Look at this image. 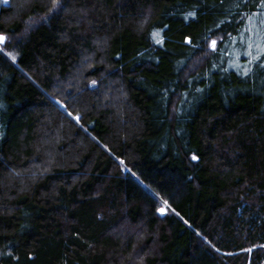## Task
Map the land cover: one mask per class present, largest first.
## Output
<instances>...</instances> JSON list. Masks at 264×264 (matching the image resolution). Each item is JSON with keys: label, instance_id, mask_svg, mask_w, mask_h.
Masks as SVG:
<instances>
[{"label": "trees", "instance_id": "trees-1", "mask_svg": "<svg viewBox=\"0 0 264 264\" xmlns=\"http://www.w3.org/2000/svg\"><path fill=\"white\" fill-rule=\"evenodd\" d=\"M0 37V264H264L261 0H0Z\"/></svg>", "mask_w": 264, "mask_h": 264}, {"label": "rangeland", "instance_id": "rangeland-1", "mask_svg": "<svg viewBox=\"0 0 264 264\" xmlns=\"http://www.w3.org/2000/svg\"><path fill=\"white\" fill-rule=\"evenodd\" d=\"M3 41H4V39H3ZM3 41H0V48H1V45L3 44ZM159 212H160L161 215H164L166 213L164 208L159 210Z\"/></svg>", "mask_w": 264, "mask_h": 264}, {"label": "snow or ice", "instance_id": "snow-or-ice-1", "mask_svg": "<svg viewBox=\"0 0 264 264\" xmlns=\"http://www.w3.org/2000/svg\"><path fill=\"white\" fill-rule=\"evenodd\" d=\"M262 4H264V0H261ZM3 37H0V41H3ZM213 47H215V42H213ZM78 119V118H77ZM194 159H196V157H193Z\"/></svg>", "mask_w": 264, "mask_h": 264}]
</instances>
